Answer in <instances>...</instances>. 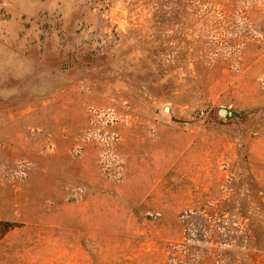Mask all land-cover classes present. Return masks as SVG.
<instances>
[{
    "label": "rangeland",
    "instance_id": "rangeland-1",
    "mask_svg": "<svg viewBox=\"0 0 264 264\" xmlns=\"http://www.w3.org/2000/svg\"><path fill=\"white\" fill-rule=\"evenodd\" d=\"M0 221V264H264V0H0Z\"/></svg>",
    "mask_w": 264,
    "mask_h": 264
},
{
    "label": "water",
    "instance_id": "water-1",
    "mask_svg": "<svg viewBox=\"0 0 264 264\" xmlns=\"http://www.w3.org/2000/svg\"><path fill=\"white\" fill-rule=\"evenodd\" d=\"M218 114L222 117H228V116H232V111H229L228 109L225 108H220L218 110Z\"/></svg>",
    "mask_w": 264,
    "mask_h": 264
},
{
    "label": "trees",
    "instance_id": "trees-1",
    "mask_svg": "<svg viewBox=\"0 0 264 264\" xmlns=\"http://www.w3.org/2000/svg\"><path fill=\"white\" fill-rule=\"evenodd\" d=\"M0 223H1V221H0ZM6 224H8V223H6ZM9 225H13V223L12 224H9Z\"/></svg>",
    "mask_w": 264,
    "mask_h": 264
}]
</instances>
